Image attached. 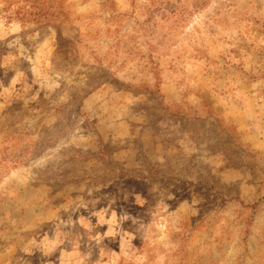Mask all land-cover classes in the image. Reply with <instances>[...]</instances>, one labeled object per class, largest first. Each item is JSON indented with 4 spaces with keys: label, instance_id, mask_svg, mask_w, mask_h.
<instances>
[{
    "label": "rangeland",
    "instance_id": "rangeland-1",
    "mask_svg": "<svg viewBox=\"0 0 264 264\" xmlns=\"http://www.w3.org/2000/svg\"><path fill=\"white\" fill-rule=\"evenodd\" d=\"M0 264H264V0H0Z\"/></svg>",
    "mask_w": 264,
    "mask_h": 264
}]
</instances>
